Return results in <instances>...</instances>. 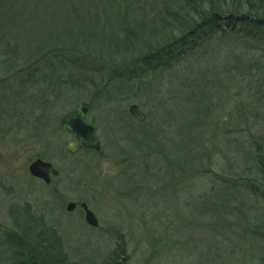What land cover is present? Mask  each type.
I'll list each match as a JSON object with an SVG mask.
<instances>
[{"label":"rangeland","instance_id":"1","mask_svg":"<svg viewBox=\"0 0 264 264\" xmlns=\"http://www.w3.org/2000/svg\"><path fill=\"white\" fill-rule=\"evenodd\" d=\"M166 1L177 0L120 3L149 15ZM14 5L0 0L2 59L17 43L31 45L43 25L33 11L31 27L16 18ZM237 18L222 16L219 30L200 33L163 66L139 59L110 71L81 58L61 98L41 100L42 131L0 132V264H16L26 219L54 232L74 264H102L118 247L125 264H258L264 197L226 184L253 170L251 140L264 137V33ZM19 20L25 24L16 27ZM37 67L46 70L47 62ZM6 95L0 111L11 121ZM81 103L89 108L85 122L97 127L99 152L67 149L78 142L61 120ZM132 105L146 115L143 123L130 115ZM38 159L59 172L50 184L29 173ZM69 203L77 204L72 212ZM81 203L97 228L85 222Z\"/></svg>","mask_w":264,"mask_h":264},{"label":"trees","instance_id":"2","mask_svg":"<svg viewBox=\"0 0 264 264\" xmlns=\"http://www.w3.org/2000/svg\"><path fill=\"white\" fill-rule=\"evenodd\" d=\"M164 4L160 13L153 9L147 15L120 0H15L16 18L31 27L35 23L27 18L33 11L42 16L43 25L31 45L19 47L17 43L0 58V100L7 99L8 92L12 95L8 101L12 106L4 108L5 112L12 109V118L5 120L0 111V132L5 133V127L11 126L20 132L33 127L42 131L45 123L36 114L41 100L61 98L63 85L74 84L72 70L81 67V58L90 65L97 61L110 71L115 66L116 70L128 68L139 59L163 66V62L179 59L180 50L188 52L189 42L201 39L200 33L219 30V21L226 14L241 17L239 24L264 33V0H177ZM24 22L19 20L16 27ZM44 62L46 70L37 67ZM251 146L253 170L249 167L242 179L235 178L225 187L245 188L247 193L264 197V137L255 136ZM24 222L15 242L16 264H74L54 232L29 227L27 219ZM257 230L264 239V225ZM125 259L126 251L118 247L102 264H125ZM258 264H264V254Z\"/></svg>","mask_w":264,"mask_h":264},{"label":"water","instance_id":"3","mask_svg":"<svg viewBox=\"0 0 264 264\" xmlns=\"http://www.w3.org/2000/svg\"><path fill=\"white\" fill-rule=\"evenodd\" d=\"M236 20H240V18H237ZM249 20L253 21L254 19ZM88 111V106L85 103H82L75 112L65 116L61 121L62 126L68 129L79 141V144L74 142H69L67 144V149L71 154L78 153L82 148L94 150L96 152L101 150L100 142L96 136V126L87 124L84 120ZM129 113L140 123H143L146 120L145 114L137 105L130 106ZM29 173L32 177L43 180L46 184H50L51 182L50 175L52 177H57L59 175L58 170H56L51 163L41 159L34 161L29 166ZM75 208V203H69L66 210L72 212ZM80 208L85 213L86 223L90 227L97 228L99 225L98 219L89 209L87 204H80Z\"/></svg>","mask_w":264,"mask_h":264}]
</instances>
